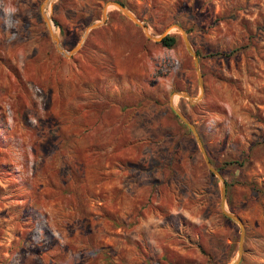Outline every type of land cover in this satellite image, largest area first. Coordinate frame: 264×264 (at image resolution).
Here are the masks:
<instances>
[{
  "label": "rangeland",
  "instance_id": "rangeland-1",
  "mask_svg": "<svg viewBox=\"0 0 264 264\" xmlns=\"http://www.w3.org/2000/svg\"><path fill=\"white\" fill-rule=\"evenodd\" d=\"M44 1L0 0V264H232L173 109L238 264H264V0ZM104 7L56 50L41 13L67 51Z\"/></svg>",
  "mask_w": 264,
  "mask_h": 264
},
{
  "label": "water",
  "instance_id": "water-1",
  "mask_svg": "<svg viewBox=\"0 0 264 264\" xmlns=\"http://www.w3.org/2000/svg\"><path fill=\"white\" fill-rule=\"evenodd\" d=\"M45 2H46V0L44 1L43 4H41L40 8L43 7V5L45 4ZM107 5H113V6L117 7L118 9H120V10L122 11V13H124L129 19H131V20H132L134 23H136L137 25H140V26L143 28V30H144V32H145V34H146L147 36H150V35L148 34V32H147V28H146V26H145L143 23H141V22L139 21V19H137V18H136V17H135V16H134V15H133L128 9H126L125 7H123L122 5H120L119 3H117V2H113V1L107 3V4L105 5V7H106ZM105 7H104V9H103L101 19H100L97 23H93V24H91L89 27H87V28L85 29L84 33H83V36H82L81 39L78 41V43H77L72 49L67 50V51L64 50L63 47H61V45H60V43H59L57 37L51 32V29L49 28V23H50L49 19H48L43 13H41L42 18H43V20L45 21V23H46V25H47V27H48V29H49V32H50V35H51V40H52V42H53L54 47L56 48V50H57L58 52H60L61 54L65 55V56H69L71 53H73V52L79 47V45H80V43H81L83 37H84L85 34L87 33V31H88L89 29H91V28L97 26L99 23H103V22H104V19H105ZM175 26L177 27V29H179V31H180V33H181V36H182V38H183V42H184V45H185L187 51H188V52L192 55V57H193L194 67H195V70H196V73H197V81H198V84H199V87H200V92H201V74H200L199 69H198V57H197V54H196V52L192 49V47L190 46V44H189V42H188V40H187V38H186V36H185L184 30H183L181 27L177 26V25H175ZM166 34H167V33H166ZM166 34H165V32H163V33H161L158 37H154V39H155L156 41H159L160 38L163 37V36L166 35ZM150 37H151V36H150ZM182 95L185 96L187 99L191 100V99L189 98V96H188L186 93H182ZM197 98H198V97H195L194 99H197ZM173 110H174V112L176 113V115H177V116L183 121V123H185V125L191 130V132H192V134H193V136H194V138H195V140H196V143H197L198 149H199V151H200V153H201V155H202V158H203V160H204V163H205L207 169H208V170H209L214 176H216V177L220 180V191H221V192H220V193H221V195H220V207H221V212H222V214H223L225 217H227V218H229V219L235 221V222L239 225L240 231H239V242H238L237 256H236L235 260H234L233 263H232V264H238V262H239V260H240V257H241V253H242L241 242H242V235H243V227H242L241 220L239 219V217H238L237 215H235L234 213H232V212H230V211H228V210H224V208H223V205H224V193H225V181L223 180V178L221 177V175H220V173L217 171V169H216L213 165H211V163H210V161H209V159H208V157H207V154H206V152H205V149H204V147H203V145H202V142H201V140H200V138H199V136H198V134H197V132H196V130H195L194 125H193L192 123H190V121H189V120H188V119H187L182 113H180L179 111H177V110H175V109H173Z\"/></svg>",
  "mask_w": 264,
  "mask_h": 264
},
{
  "label": "trees",
  "instance_id": "trees-1",
  "mask_svg": "<svg viewBox=\"0 0 264 264\" xmlns=\"http://www.w3.org/2000/svg\"><path fill=\"white\" fill-rule=\"evenodd\" d=\"M119 4L121 5H124L121 1H117ZM55 24L58 26V24L55 22ZM160 45L164 46V47H172L175 43H176V39L173 35L171 34H166L164 35L163 37L160 38V40L158 41ZM233 52V50L231 51H227V52H222V53H217V52H214V53H210L211 55L212 54H223V55H229ZM197 54V52H196ZM232 163H235L237 165H240L241 162H238V161H232ZM218 170V168H217Z\"/></svg>",
  "mask_w": 264,
  "mask_h": 264
},
{
  "label": "bare ground",
  "instance_id": "bare-ground-1",
  "mask_svg": "<svg viewBox=\"0 0 264 264\" xmlns=\"http://www.w3.org/2000/svg\"><path fill=\"white\" fill-rule=\"evenodd\" d=\"M47 2H48V0H46V2H45V4H44L45 7H46V5H47Z\"/></svg>",
  "mask_w": 264,
  "mask_h": 264
}]
</instances>
